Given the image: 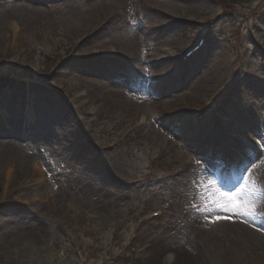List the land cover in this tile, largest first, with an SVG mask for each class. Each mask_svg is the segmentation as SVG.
<instances>
[{
    "label": "rangeland",
    "instance_id": "rangeland-1",
    "mask_svg": "<svg viewBox=\"0 0 264 264\" xmlns=\"http://www.w3.org/2000/svg\"><path fill=\"white\" fill-rule=\"evenodd\" d=\"M262 66L264 0H0L52 165L0 136V264H264V151L230 180L219 149L264 140Z\"/></svg>",
    "mask_w": 264,
    "mask_h": 264
},
{
    "label": "bare ground",
    "instance_id": "bare-ground-1",
    "mask_svg": "<svg viewBox=\"0 0 264 264\" xmlns=\"http://www.w3.org/2000/svg\"><path fill=\"white\" fill-rule=\"evenodd\" d=\"M94 17H96L95 14L92 15L91 18H88V20H90V23H91L92 19L93 20L96 19ZM149 59L152 60V58H149ZM129 86H130V84H129ZM100 88H102V86ZM147 90H150V89H147ZM20 122L21 121L15 120L14 118L11 119L10 125H13V128L10 132H9V130L6 129V127H4L3 123L0 124V136H2V135L5 136L6 134L10 135V137H7V138H11V139L5 140L4 145L10 147L12 150L14 149L16 155L21 159V162H19L20 164H18V165L20 166L19 167L20 171H22V169H25V170L30 169L29 167L27 168L25 162L26 161H32L35 156H37V157L39 156L41 158L42 162H46L47 158L44 155L48 154L47 153L48 150H46V152L43 151L44 153H42L38 149V146L36 145V138L38 139V142H46L50 139V137H49L50 135L48 133L43 132V125H39L40 124V121H39L36 123V125L33 128H31L27 142L25 140L24 142L20 143L18 141L20 139V133L22 131ZM59 122H61V120H59ZM16 136H17V138H16ZM35 159H36V157H35ZM47 163H48V165L50 164L49 159H47ZM49 166L51 167L52 165L50 164ZM191 218H192L193 222H195V223L197 222V224H201V222L199 221L200 222L199 223L197 219H195L193 217H191ZM186 262H187L186 259H184V262H182V263L186 264ZM174 264H176V263H174Z\"/></svg>",
    "mask_w": 264,
    "mask_h": 264
},
{
    "label": "snow or ice",
    "instance_id": "snow-or-ice-1",
    "mask_svg": "<svg viewBox=\"0 0 264 264\" xmlns=\"http://www.w3.org/2000/svg\"><path fill=\"white\" fill-rule=\"evenodd\" d=\"M262 68H264V66H262ZM252 78L253 79H261V77H258V76L257 77H252ZM153 80H155V78H153ZM262 82H264V81H262ZM153 91H154V88H153ZM242 95H243V93H242ZM261 95H264V93H262ZM257 133H258L259 136L264 137V119L257 118ZM262 142H264V140H262ZM221 159H223V157H221ZM228 166H230V165H228L226 163V167H228ZM233 195L238 197L240 195V191H237V192L233 193ZM223 211H225L227 213L228 209L225 208V209H223ZM234 214H236V215H239V214L248 215L249 213L244 212V213H234ZM221 218L222 217H219V216L216 217L217 220L221 219ZM223 218H230V217H223Z\"/></svg>",
    "mask_w": 264,
    "mask_h": 264
},
{
    "label": "trees",
    "instance_id": "trees-1",
    "mask_svg": "<svg viewBox=\"0 0 264 264\" xmlns=\"http://www.w3.org/2000/svg\"><path fill=\"white\" fill-rule=\"evenodd\" d=\"M235 1V0H234Z\"/></svg>",
    "mask_w": 264,
    "mask_h": 264
}]
</instances>
